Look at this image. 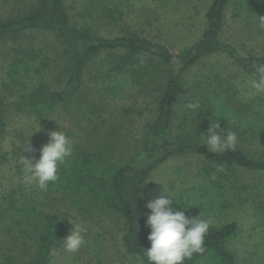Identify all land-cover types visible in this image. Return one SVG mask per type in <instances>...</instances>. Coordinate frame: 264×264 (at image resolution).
I'll list each match as a JSON object with an SVG mask.
<instances>
[{
    "label": "rangeland",
    "instance_id": "1",
    "mask_svg": "<svg viewBox=\"0 0 264 264\" xmlns=\"http://www.w3.org/2000/svg\"><path fill=\"white\" fill-rule=\"evenodd\" d=\"M32 1L20 0L16 8ZM210 2L96 0L89 4L88 0H67L74 18L72 22L81 29L110 37L123 35L130 27L174 51L200 36ZM109 4V8L117 6L122 15L120 20L113 22L100 15L102 8ZM14 9L11 1L0 0V20ZM221 38L244 56L264 55V0H256L253 8L247 6L246 0H229ZM63 50L52 35L41 31L27 32L16 42L0 43V98L6 107L3 115L6 133L0 143V208L5 209L13 201L14 210L19 214L23 206L37 208L40 212L59 210L75 214L74 223H82L88 229L86 244L74 254L61 248L52 264H140L123 249L124 222L117 214L95 210L84 215L53 189L40 192L35 186H25L19 163L24 156L38 158L39 149L48 142V133L61 130L74 145L99 154L105 165H123L146 141L147 125L156 115L159 89L166 82L165 69L147 57H134L130 71L126 65L116 73L104 60L105 54L98 55L86 68L81 90L56 106L49 117L41 119L25 106L31 99L30 94L39 88L40 91L62 89L63 67L67 64ZM253 72L237 67L219 54L205 58L187 71L179 103L175 106L172 140L180 141L179 137L188 133L202 142L197 113L185 105L198 101L203 108L205 102L217 103L219 108L215 113L221 112L224 121L221 129L235 132L238 141L245 139L241 146L251 156L264 152V95H251L244 87ZM185 116H188L186 125L182 122ZM35 118L40 130L31 134L38 127ZM240 120L252 121L255 133L246 137L243 134L246 127L238 128ZM259 133L262 138L258 140ZM26 144L32 152L25 151ZM211 168L203 158L193 155L174 157L159 166L142 188L146 218L150 212L146 203L159 196L163 187L165 193H174L181 200H174L176 210L186 211L189 217H198L199 213L202 218L212 217L215 227L237 224L232 248L239 264H264V174L233 168L236 174L232 181L246 184V189L241 191L230 183L231 179L225 181L229 174L224 167L220 168L222 175L219 176L216 175L219 170L215 172ZM190 202L194 205L187 204ZM65 214L68 235L72 228L69 219L75 217ZM5 225H0V247L4 249L13 245L6 235ZM24 227L29 230L26 224ZM213 262L210 257L196 264Z\"/></svg>",
    "mask_w": 264,
    "mask_h": 264
},
{
    "label": "trees",
    "instance_id": "2",
    "mask_svg": "<svg viewBox=\"0 0 264 264\" xmlns=\"http://www.w3.org/2000/svg\"><path fill=\"white\" fill-rule=\"evenodd\" d=\"M8 1L12 2L15 9L0 20V43L7 40L16 42L27 32L41 31L55 38L67 58V64L63 67L61 90L40 91L39 88L30 94L31 99L25 107L30 108L41 119L49 117L56 106L72 99L81 90L86 68L92 58L98 55L105 54L104 60L116 73L126 65L130 71L133 66L130 62L134 57H147L165 69L163 73L166 82L159 89L156 115L147 125L144 145L128 157L123 165L117 167L105 165L96 152L89 153L74 145L72 157L60 166L59 180L48 188L69 199L81 214H92L95 210L117 214L124 222L122 246L128 256L138 260L140 264H148L143 249L150 247L147 240L150 228L146 225L142 188L152 173L171 158L187 155L201 157L212 165L213 171L219 170V173L216 172L217 176L222 175L220 168L224 167L229 174L225 181L231 179L230 183L241 191L246 189V184L232 181V176L236 174L233 168L264 174V152L251 156L241 146L245 139L238 141L234 151L213 154L188 133L181 139L179 137L180 141H173L170 136L175 122V106L179 103L183 90L182 80L193 66L215 54L226 56L243 70H255L252 67L254 63H264V55L244 56L235 46L221 38L229 0H211L204 15L202 33L179 51L143 37L130 27L125 29L123 35L110 37L81 29L72 22L74 18L70 14L67 0H33L19 8L16 7L20 0H3V3ZM95 1L88 0L89 4ZM255 2L256 0H246L249 8H253ZM109 7L110 4L102 8L100 15L109 21L120 20L122 15L117 6ZM203 106L195 116L197 125H201L198 127H202L201 133L210 127L211 122L217 121L224 126L222 113H215L219 108L217 103L205 102ZM5 109L0 98V143L6 133L3 118ZM187 119L188 116H185L182 121L184 125ZM260 120L263 118L260 117ZM251 123L252 121L245 123L240 120L238 128L246 127L243 131L246 137L255 133ZM182 128L183 125L180 129ZM259 134L258 140L262 138L261 133ZM15 204L11 201L5 209L0 208V225L6 223V235L10 236L13 244L6 249L0 247V264H52L55 257L49 255L50 250L55 248L58 254L62 248L61 239L67 236L66 214L59 210L40 212L37 208L25 206L19 214L14 210ZM24 224L29 230H25ZM237 230L238 226L234 223L211 227L205 239V254H194L184 264H196L210 257L214 260L213 264H239L232 248Z\"/></svg>",
    "mask_w": 264,
    "mask_h": 264
},
{
    "label": "clouds",
    "instance_id": "3",
    "mask_svg": "<svg viewBox=\"0 0 264 264\" xmlns=\"http://www.w3.org/2000/svg\"><path fill=\"white\" fill-rule=\"evenodd\" d=\"M252 67L255 70L249 75L250 79L244 82V87L249 89L251 95H264V63H254ZM185 107L197 113L200 104L198 101L189 102ZM35 123L38 127L31 134L40 130L37 118ZM199 136L203 146L213 154L234 151L238 143L236 133L221 129L217 121L211 122L206 133ZM73 148L74 142L65 132L50 131L48 142L39 149L38 158L24 156L20 159L24 185L35 186L40 192H47L49 185L59 180L60 166L66 164L72 157ZM25 151L32 152L33 149L26 144ZM174 200L181 201L174 193H165L162 187V193L146 203V208L150 210L146 219V225L150 228L147 236L150 247L143 251L148 264H184L194 254L202 256L207 251L205 239L209 229L215 224L214 219L202 218L200 213L198 217H189L186 211L176 210L173 206ZM187 204L194 205L193 202ZM65 213L75 219H69L72 228L70 233L61 239L62 248L65 252L74 254L86 244L85 235L88 229L82 223H74L76 221L74 213L63 212ZM49 255L56 257L57 249H51Z\"/></svg>",
    "mask_w": 264,
    "mask_h": 264
}]
</instances>
